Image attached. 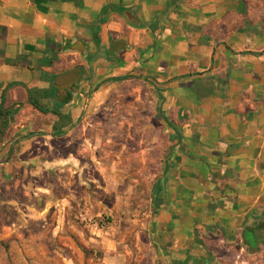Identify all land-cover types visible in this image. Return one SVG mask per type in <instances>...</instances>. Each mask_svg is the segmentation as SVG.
Listing matches in <instances>:
<instances>
[{"label":"crops","instance_id":"obj_1","mask_svg":"<svg viewBox=\"0 0 264 264\" xmlns=\"http://www.w3.org/2000/svg\"><path fill=\"white\" fill-rule=\"evenodd\" d=\"M73 69L75 88L56 90ZM131 81L151 90L171 137L156 181V264L242 254L244 226L264 222V0H0V106L10 113L0 186L34 195L39 234L24 239L42 244L64 222L61 184L48 175L69 160H51L53 143Z\"/></svg>","mask_w":264,"mask_h":264},{"label":"rangeland","instance_id":"obj_2","mask_svg":"<svg viewBox=\"0 0 264 264\" xmlns=\"http://www.w3.org/2000/svg\"><path fill=\"white\" fill-rule=\"evenodd\" d=\"M152 96L140 81L118 84L76 131L53 143L51 160L69 164L48 176L61 184L53 195L67 205H60V230L47 233L45 244L24 239L39 234L34 195L23 194L20 184L0 186V264H156V181L171 137ZM214 253L231 257L224 264H264L262 245Z\"/></svg>","mask_w":264,"mask_h":264},{"label":"water","instance_id":"obj_3","mask_svg":"<svg viewBox=\"0 0 264 264\" xmlns=\"http://www.w3.org/2000/svg\"><path fill=\"white\" fill-rule=\"evenodd\" d=\"M122 45H123L122 42L113 43L110 52L117 53L119 50L122 49ZM75 49L78 50L77 47H75ZM79 72H80L79 69H73L67 73L57 76L53 87L56 90L69 92L71 87L80 80Z\"/></svg>","mask_w":264,"mask_h":264},{"label":"trees","instance_id":"obj_4","mask_svg":"<svg viewBox=\"0 0 264 264\" xmlns=\"http://www.w3.org/2000/svg\"><path fill=\"white\" fill-rule=\"evenodd\" d=\"M35 108L41 112V113H44V111L38 107V106H35ZM9 110L3 108L2 106H0V139L2 138V136L4 135L6 129L8 128V117H9ZM155 193L157 194V190H155ZM161 203V200H158L157 201V205ZM264 224V222H261L255 226H251L249 227V225H245L244 228H243V232L241 233V240L244 241V242H250V238H256L255 236L253 237L251 235L252 233V229H256L258 228L260 225ZM254 247V244L251 245L250 249H253Z\"/></svg>","mask_w":264,"mask_h":264},{"label":"flooded vegetation","instance_id":"obj_5","mask_svg":"<svg viewBox=\"0 0 264 264\" xmlns=\"http://www.w3.org/2000/svg\"><path fill=\"white\" fill-rule=\"evenodd\" d=\"M74 88H75V85L73 86L72 89H74ZM72 89H70V91H72ZM252 230L253 231H252L251 235L253 237L254 236L256 237L254 239L252 238L254 240V247H253V249H250V247L252 245L250 242H244V241H242V245L244 246L245 250L249 249L251 252L255 251V248L258 247V246H261V245L264 246V224L260 225L256 229H252ZM219 262H221V264H224L225 263V261H224V263H222V260H219Z\"/></svg>","mask_w":264,"mask_h":264}]
</instances>
